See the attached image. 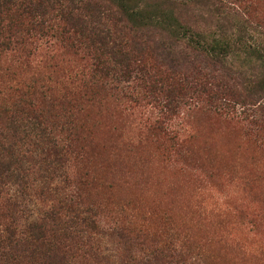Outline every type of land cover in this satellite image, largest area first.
I'll return each mask as SVG.
<instances>
[{
  "label": "trees",
  "instance_id": "obj_1",
  "mask_svg": "<svg viewBox=\"0 0 264 264\" xmlns=\"http://www.w3.org/2000/svg\"><path fill=\"white\" fill-rule=\"evenodd\" d=\"M189 3L211 0H0V264H198L94 196L87 126L112 103L181 153L185 108L219 114L239 98L264 132L262 44L227 16L220 33L193 27Z\"/></svg>",
  "mask_w": 264,
  "mask_h": 264
},
{
  "label": "rangeland",
  "instance_id": "obj_2",
  "mask_svg": "<svg viewBox=\"0 0 264 264\" xmlns=\"http://www.w3.org/2000/svg\"><path fill=\"white\" fill-rule=\"evenodd\" d=\"M189 4L186 19L203 32H219L218 16L250 26L248 40L263 50L256 72L264 71V0H211L217 14L210 5ZM234 100L219 114L191 107L174 119L191 155L186 146L181 154L144 135L112 103L98 116L90 111L93 170L101 178L94 196L144 221L161 239L185 242L198 264H264V132L253 125L250 106ZM253 100L264 107V90ZM114 247L105 243L107 253L115 255Z\"/></svg>",
  "mask_w": 264,
  "mask_h": 264
}]
</instances>
